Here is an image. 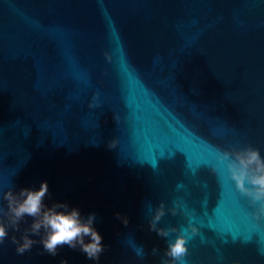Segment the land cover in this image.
Listing matches in <instances>:
<instances>
[{"label":"water","instance_id":"95a60500","mask_svg":"<svg viewBox=\"0 0 264 264\" xmlns=\"http://www.w3.org/2000/svg\"><path fill=\"white\" fill-rule=\"evenodd\" d=\"M247 144L264 156V0H0V182L46 180L103 245L18 253L27 217L0 264H164L190 223L186 264H264L218 158Z\"/></svg>","mask_w":264,"mask_h":264},{"label":"clouds","instance_id":"9594fccd","mask_svg":"<svg viewBox=\"0 0 264 264\" xmlns=\"http://www.w3.org/2000/svg\"><path fill=\"white\" fill-rule=\"evenodd\" d=\"M220 160L226 161L229 179L235 189L247 198L252 207L250 215L256 220L264 219V156L259 148L247 144L234 147L231 150L220 152ZM48 183L41 181L39 187H3L0 182V244L8 235L9 228L20 229L21 221L31 217L29 227L25 228L22 235L12 237L17 244V252L23 253L30 249L35 241L33 236H39V242L48 252L55 254L58 246L67 244L70 247L79 246L89 258H98L103 250L102 237L94 227V214L82 215L81 210L67 202L58 201L46 203L45 197L49 196ZM161 205L153 216L152 227L164 214ZM175 212V209H172ZM190 231H177L174 239L168 242L166 255L171 259L164 264H186L185 257L188 253V240L197 233L194 224H189ZM163 236H168V231L158 229Z\"/></svg>","mask_w":264,"mask_h":264}]
</instances>
